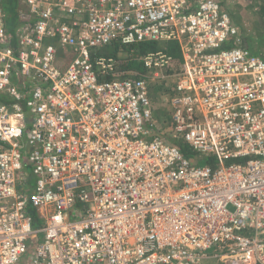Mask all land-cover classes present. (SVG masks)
I'll return each instance as SVG.
<instances>
[{"label": "built area", "instance_id": "obj_1", "mask_svg": "<svg viewBox=\"0 0 264 264\" xmlns=\"http://www.w3.org/2000/svg\"><path fill=\"white\" fill-rule=\"evenodd\" d=\"M17 14L10 34L0 7V264H264V61L220 4L18 0ZM146 42L176 43L178 61L119 56ZM170 79L171 138L215 169L155 133L150 87Z\"/></svg>", "mask_w": 264, "mask_h": 264}, {"label": "trees", "instance_id": "obj_2", "mask_svg": "<svg viewBox=\"0 0 264 264\" xmlns=\"http://www.w3.org/2000/svg\"><path fill=\"white\" fill-rule=\"evenodd\" d=\"M0 7L4 13L5 21H6V28L10 34H13L19 25H22L26 22V21L22 20L21 18H19L18 14H17L18 0H0ZM232 47H233V45L230 44L226 48H232ZM134 48H135V50L137 49V51H135ZM117 49H119V47H117V46L111 47V48L105 50V54L115 55L117 53ZM156 49H158L157 45L152 44L150 42H146V43H140L137 45L130 46V47H128L126 52L131 53L133 56V55H138V54H144V53H147L149 51H155ZM161 49L166 51L170 55H172L178 61L179 49H178V45L176 43H172V42L166 43L162 46ZM118 67L119 68H118L117 72L124 74V75H121V78H123L125 76V73L127 70L140 71L139 66L133 60H131L130 63H127L125 61L120 62ZM0 102L6 103V104L12 103L11 101H8L6 98L0 99ZM173 144L179 146L182 153L193 164H196L198 166H206V167H209L211 169H215L219 165L218 160L214 156H200V155L192 152V150L189 147L181 144L178 141H173ZM236 161L237 162L231 161L230 163H226V165L231 164V163H239L242 160H236ZM200 164H202V165H200ZM25 168H26L25 176L27 178H29L28 180L31 183L32 179H31V177H29L28 168L27 167H25ZM28 215H29V218L32 222L33 227L35 229H38L40 227V222H39V219L37 217L35 210L30 208L28 210Z\"/></svg>", "mask_w": 264, "mask_h": 264}, {"label": "crops", "instance_id": "obj_3", "mask_svg": "<svg viewBox=\"0 0 264 264\" xmlns=\"http://www.w3.org/2000/svg\"><path fill=\"white\" fill-rule=\"evenodd\" d=\"M216 1L235 26L240 46L264 61V0Z\"/></svg>", "mask_w": 264, "mask_h": 264}, {"label": "rangeland", "instance_id": "obj_4", "mask_svg": "<svg viewBox=\"0 0 264 264\" xmlns=\"http://www.w3.org/2000/svg\"><path fill=\"white\" fill-rule=\"evenodd\" d=\"M150 43L157 45L158 49L156 50H161L162 46L166 44L164 42H150ZM135 51H137V49ZM119 56L122 57V59L134 58V56H132L131 53H120ZM172 84L173 82L171 79L163 84L162 83L161 84L152 83L150 87V92H149L151 103H152L151 109H152V113L154 116V122L156 123V127H157V129L155 130V133H157L160 136H163V138L167 140L169 143L173 142L171 138V133L169 132V126H168L169 125L168 118H169V113H170V97L172 94L171 92ZM231 161L237 162L236 160H226L225 164L230 163ZM40 237L41 235H39V238ZM206 253L210 254L212 253V251L209 250V251H206Z\"/></svg>", "mask_w": 264, "mask_h": 264}, {"label": "clouds", "instance_id": "obj_5", "mask_svg": "<svg viewBox=\"0 0 264 264\" xmlns=\"http://www.w3.org/2000/svg\"><path fill=\"white\" fill-rule=\"evenodd\" d=\"M125 50H127V49H125ZM117 52H118V51H117ZM122 53H127V52H126V51H124V52L122 51ZM116 54H117V53H116ZM133 56H134V55H133ZM132 59H133V58H132Z\"/></svg>", "mask_w": 264, "mask_h": 264}]
</instances>
